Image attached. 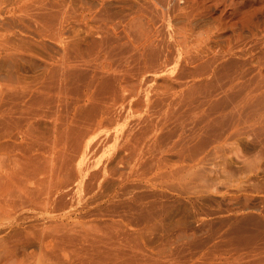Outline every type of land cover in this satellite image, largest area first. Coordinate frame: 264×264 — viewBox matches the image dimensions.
<instances>
[{
    "label": "rangeland",
    "instance_id": "obj_1",
    "mask_svg": "<svg viewBox=\"0 0 264 264\" xmlns=\"http://www.w3.org/2000/svg\"><path fill=\"white\" fill-rule=\"evenodd\" d=\"M0 264H264V0H0Z\"/></svg>",
    "mask_w": 264,
    "mask_h": 264
},
{
    "label": "bare ground",
    "instance_id": "obj_2",
    "mask_svg": "<svg viewBox=\"0 0 264 264\" xmlns=\"http://www.w3.org/2000/svg\"><path fill=\"white\" fill-rule=\"evenodd\" d=\"M165 1H166V0H165ZM167 1H168V0H167ZM261 1H262V0H261ZM243 2H244V1H243ZM174 4H175V3H174ZM177 4H179V3H177ZM183 4H184V2H183ZM186 4H187V3H186ZM187 5H188V4H187ZM92 6H93V5H92ZM167 6H168V5H167ZM167 6H166V7H167ZM170 6H171V5H170ZM170 6H169V7H170ZM184 6H185V5H184ZM83 7H84V6H83ZM93 7H94V6H93ZM179 7H181V6H179ZM99 8H100V7H99ZM99 8H98V9H99ZM174 8H176V7H174ZM174 8L171 7L170 10H172V9L175 10ZM134 9H135V8H134ZM166 9H167V8H166ZM185 9H186V8H185ZM164 10H165V7H164ZM164 10H163V12H166V11H164ZM179 10H180V9H179ZM179 10H178V12H179ZM91 11L94 12L95 10H91ZM91 11L89 10V13H90ZM96 11H97V10H96ZM142 11H143V10L141 9V7H138V8H137V10L135 11V12H136V15H135L136 18H137L138 16H140V15L143 13ZM188 11H189V10H188ZM84 12H85V11H84ZM99 12H100V11H99ZM132 12H133V11H132ZM168 12H169V11H168ZM171 12H172V11H171ZM178 12H177V13H178ZM181 12H182L183 14H185V13H184L185 11H184V12L181 11ZM190 12H191V11L187 12V15H188V13H190ZM81 13H82V12H81ZM81 13H80V14H81ZM89 13H88V14H89ZM94 13H95V12H94ZM94 13H93V14H94ZM96 13H97V12H96ZM91 14H92V12H91ZM93 14H92V17H93ZM152 14H153V13H152ZM169 14H170V13H169ZM175 14H176V13H175ZM175 14H174V16H175ZM179 14H180V13H179ZM97 15H98V14H97ZM153 15H154V14H153ZM153 15H152V16H153ZM163 15H164V14H163ZM177 15H178V14H177ZM187 15L185 16L186 19H187V24H186L185 20H184V24H183V25H186L187 27H186V26H183V25L179 26L180 24L178 25L179 28H178V27H177V28L175 27L176 29H178V30H177L178 35L174 37V38H175L174 40H175L176 44L179 45V48H181L182 50L185 49V48H186L187 50H188V49H189V50L191 49V48L189 47V46H190L189 43H190L191 41L189 42V39H188V38H190V35H192V34L194 35V34H197V33H198L199 36H200V34L202 35V33H204V31H202L203 29H202V30H198L197 28H195V26L193 27L190 23H188L189 20H188V18H187V17H188ZM82 16H84V18H85V17H86V14H85V15L82 14ZM82 16H81V17H82ZM87 16H89V15H87ZM90 16H91V15H90ZM94 16H96V15H94ZM166 16H167V15H166ZM166 16H165V17H166ZM170 16H171V15H170ZM179 16H180V15H179ZM179 16H178V17H179ZM97 17H99V16H97ZM183 17H184V16H183ZM183 17H181V18H183ZM190 17H191V16H190ZM190 17H189V18H190ZM196 17H197V16H196ZM90 18H91V17H89L88 19H90ZM95 18H96V17H95ZM136 18H135V17H132V19L129 20V21H130V24H131V22H133L132 24L135 23V24L138 25V26H136V25H135V26H136V27H139V28H136V27L134 26L135 28L133 29V31H134L135 29H137L136 31H142V29H141L142 27L140 26V23H141V22L138 23ZM176 18H177V17H176ZM181 18H180V19H181ZM194 18H195V16H194ZM194 18H193V19H194ZM105 19L108 20L109 18L106 17ZM139 19H140V18H139ZM151 19H153V17H152ZM154 19H155V18H154ZM154 19H153V21H156V20H154ZM168 19H169V18H168ZM177 19H178V18H177ZM184 19H185V18H184ZM218 19H219V18H218ZM93 20L95 21V19H93ZM147 20H148V24H150L151 22L149 21V18H148ZM171 20H172V19H171ZM181 20H182V19H181ZM63 21H64V20H63ZM82 21H83V20H82ZM90 21H91V19H90ZM90 21L88 20V22H90ZM109 21H110V20H109ZM109 21H107V22H109ZM112 21H113V20H112ZM161 21H162V20H161ZM168 21H169V20H168ZM174 21H175V20H174ZM176 21H177V20H176ZM75 22H76V21H75ZM78 22H80V21H78ZM101 22H102V20H101ZM101 22H100L99 24H102V25H103V23H101ZM115 22L118 23V21H115ZM179 22H180V21H179ZM181 22H182V21H181ZM190 22H191V21H190ZM192 22H193V21H192ZM196 22H197V21H196ZM220 22H221V21H220ZM59 23H60V21H59ZM90 23H91V22H90ZM92 23H93V21H92ZM92 23H91V24H92ZM105 23H106V22H105ZM105 23H104V24H105ZM112 23H113V22H112ZM117 23H116V24H117ZM127 23H129V22L127 21L125 24H127ZM146 23H147V22H146ZM171 23H172V21H171ZM173 23H174V22H173ZM221 23H222V22H221ZM63 24H64V23H63ZM67 24H68V23H67ZM69 24H70V23H69ZM76 24H77V23H76ZM79 24H80V23H79ZM81 24H82V23H81ZM99 24H98L97 26H99ZM113 24H114V23H113ZM116 24H115V26H116ZM132 24H131V25H132ZM148 24H147V25H148ZM156 24H157V23H156ZM156 24H155V25H156ZM181 24H182V23H181ZM192 24H193V23H192ZM195 24H196V23H195ZM202 24H203V23H202ZM209 24H210V23H209ZM212 24H213V23H212ZM95 25H96V24H95ZM102 25H100L101 27L99 26V27H100V30H101V28L103 27ZM109 25H110V24H109ZM127 25H128V24H127ZM151 25H152V26H151ZM151 25H150L149 27L153 28V25H154L153 22H152ZM169 25H171V24H169ZM175 25H176V24H175ZM80 26H82V25H80ZM107 26H108V25H107ZM129 26H130V25H129ZM156 26H157V25H156ZM171 26H172V25H171ZM176 26H177V25H176ZM199 26H200V25H199ZM201 26H202V25H201ZM217 26H218V25H217ZM61 27H62V26H61ZM68 27H69V26H68ZM99 27H98V28H99ZM111 27H112V26H111ZM124 27H126V26L124 25ZM132 27H133V25L131 26V28H129L130 31H129V29L126 30V32H127V33L125 32V34H127L126 36H130L129 34H130L131 31H132V30H131ZM154 27H155V26H154ZM213 27H214V26H213ZM56 28H57V27H56ZM58 28H59V27H58ZM77 28H78V27H76V29H77ZM79 28H80V27H79ZM94 28H95V27H94ZM94 28H92V29H94ZM103 28H104V27H103ZM116 28H117V27H116ZM126 28H128V27H126ZM193 28H195L196 30H194ZM199 28H200V27H199ZM202 28H203V27H202ZM214 28H215V27H214ZM59 29H60V28H59ZM140 29H141V30H140ZM200 29H201V28H200ZM204 29H205V28H204ZM82 30H83V29H82ZM86 30H87V29H86ZM88 30H90V29H88ZM107 30H108V29H107ZM111 30H112V29H111ZM111 30H110V31H111ZM116 30H117V29H116ZM119 30H120V28H119ZM153 30L155 31L156 29L153 28L152 31H153ZM211 30H212V29H211ZM211 30H210V31H211ZM56 31H57V30H56ZM58 31H59V30H58ZM58 31H57V32H58ZM74 31H77V30H74ZM74 31H73V32H74ZM79 31H80V30H79ZM79 31H78V32H79ZM95 31H96V30H95ZM105 31H106V30H105ZM108 31H109V30H108ZM113 31H114V30H113ZM128 31H129V34H128ZM133 31H132V32H133ZM154 31H153V32H154ZM210 31H209V32H210ZM212 31H214V30H212ZM212 31H211V32H212ZM62 32H64V31H62ZM86 32H87V31H86ZM93 32H94V31H92V33H93ZM97 32H98V31H97ZM116 32H117V31H116ZM118 32H119V31H118ZM118 32H117V33H118ZM123 32H124V31H123ZM134 32H135V31H134ZM159 32H160V30H159ZM167 32H168V31H167ZM175 32H176V31H175ZM200 32H201V33H200ZM209 32L207 31V32H205V33L208 34ZM74 33H75V32H74ZM76 33H77V32H76ZM136 33H139V32H135V34H136ZM162 33H163V31H162ZM168 33H169V32H168ZM205 33H204V35H205ZM218 33H219V32H218ZM58 34H59V32H58ZM58 34H56V35H58ZM60 34H61V31H60ZM60 34H59L58 36H61ZM86 34H87V33H86ZM96 34H97V33H96ZM96 34H95V35H96ZM109 34H110V33H109ZM118 34H119V33H118ZM118 34H117V35H118ZM123 34H124V33H123ZM141 34L143 35V33H141ZM153 34H155V33H152V32H151V29H150V33H146V34H145V36H146V35L148 36V37H145L147 42L141 40V42H139V43H140L141 45H143V46H140V45H138V46H139L140 48H141V47L144 48V46L147 45L146 43L149 44L150 41H151V44H153V41L155 40L154 37L157 36V35L155 34V36L152 37ZM163 34H165V33H163ZM163 34H162V36H163ZM169 34H170V33H169ZM176 34H177V33H175V35H176ZM209 34H210V33H209ZM212 34H213V33H212ZM72 35H73V34H72ZM87 35H89V34H87ZM87 35H86V36H87ZM98 35H99V34H98ZM100 35H102V32L100 33ZM103 35H104V34H103ZM107 35H108V34H107ZM111 35H112V34H111ZM113 35H114V34H113ZM165 35H166V34H165ZM68 36H69V35H68ZM105 36H106V35H105ZM109 36H110V35H109ZM120 36H121V35H120ZM133 36H134V35H133ZM136 36H138V34H136ZM139 36H140V33H139ZM139 36H138V37H139ZM159 36H160V35H159ZM172 36H173V35H172ZM194 36L196 37V35H194ZM208 36H209V35H206V37H208ZM217 36H218V35H217ZM72 37H73V36H72ZM106 37H107V36H106ZM111 37H112V36H111ZM113 37H115V36H113ZM200 37H201V36H200ZM203 37H204V36H203ZM203 37H202V38H203ZM209 37H210V36H209ZM218 37H219V36H218ZM56 38H58V37H56ZM59 38H60V37H59ZM62 38H63V37H62ZM70 38H71V37H70ZM93 38H94V36H93ZM102 38H103V37H102ZM126 38H127V37H125V40H126ZM139 38H144V36H143V37L140 36ZM145 38H144V40H145ZM162 38H163V37H162ZM191 38H192V37H191ZM196 38H197V37H196ZM84 39H85V38H84ZM95 39H96V37H95ZM95 39H93V41H94ZM98 39H99V38H98ZM105 39H106V38H105ZM110 39H112V38H110ZM110 39H109V40H110ZM119 39H120V38H119ZM136 39H137V38H136ZM169 39H170V38H169ZM56 40H57V39H56ZM60 40H61V38H60ZM72 40H73V38H72ZM91 40H92V39H91ZM96 40H97V39H96ZM100 40H101V39H100ZM102 40H104V39H102ZM113 40H114V39H113ZM122 40H123V39H122ZM137 40H138V39H137ZM139 40H140V39H139ZM165 40H166V39H165ZM172 40H173V39H172ZM172 40H171V41H172ZM191 40L193 41V39H191ZM196 40H197V39H196ZM204 40H205V38H204ZM67 41H68V40H67ZM69 41H70V39H69ZM69 41H68V42H69ZM76 41H77V40H76ZM126 41H127V40H126ZM135 41H136V40H135ZM200 41H201V40H200ZM208 41H209V40H208ZM60 42H61V41H60ZM68 42H67V43H68ZM74 42H75V41H74ZM95 42L97 43V42H99V41H95ZM113 42H114V41H113ZM122 42H124V41H122ZM122 42H121V43H122ZM130 42H131V41H130ZM156 42H158V41H156ZM163 42H165V41H163ZM194 42H195V41H194ZM210 42H211V40H210ZM62 43H63V42H62ZM96 43H95V44H96ZM121 43H120V45H121ZM126 43H129V42H126ZM134 43H135V42H134ZM136 43L139 44L137 41H136ZM166 43H167V42H166ZM195 43H197V42H195ZM205 43H206V42H205ZM75 44H76V43H75ZM86 44H87V43H86ZM89 44H91V42H90ZM93 44H94V43H93ZM106 44H108V43H106ZM109 44H110V43H109ZM116 44H117V43H116ZM116 44H115V45H116ZM123 44H124V43H123ZM123 44H122V45H123ZM172 44H173V46L176 45L174 42H173ZM172 44H171V45H172ZM198 44H199V43H198ZM200 44H201V43H200ZM210 44H211V43H210ZM221 44H222V43H221ZM71 45H72V44H71ZM96 45H97V47L99 48L98 44H96ZM101 45H102V44H101ZM101 45H100V46H101ZM115 45H114V46H115ZM133 45H134V44H133ZM168 45H169V44H168ZM207 45H208V44H207ZM67 46H68V45H67ZM69 46H70V45H69ZM75 46H76V45H75ZM78 46H79V45H78ZM89 46H90V45H89ZM102 46H103V45H102ZM105 46H106V45H105ZM125 46H126V45H125ZM138 46H136V47H138ZM198 46H199V45H198ZM209 46H210V45H209ZM76 47H77V46H76ZM76 47H75L74 49H76ZM79 47H80V46H79ZM97 47H95V48H97ZM116 47H117V46H115V48H116ZM146 47H147V46H146ZM150 47H151V46H150ZM166 47H167V46H166ZM174 47H176V46H174ZM194 47H195V46H194ZM65 48H66V47H65ZM86 48L88 49V47H86ZM93 48H94V47H93ZM95 48H94V49H95ZM167 48H168V47H167ZM72 49H73V48H72ZM77 49H79V48H77ZM91 49H92V48H91ZM103 49L106 50V48H104V47H103ZM107 49H108V47H107ZM119 49H120V47H119ZM123 49H124V48H123ZM131 49H132V46H131ZM137 49H138V48H137ZM157 49H158V48H157ZM163 49H164V48H163ZM163 49H162V50H163ZM171 49H172V46H171ZM186 49H185V50H186ZM196 49H197V48H196ZM202 49H203V48H202ZM64 50H66V49H64ZM67 50H68V49H67ZM88 50H89V49H88ZM88 50H87V51H88ZM109 50H110V48H109L108 50H106V51H107L106 54H104L103 52H102V53H103V54H102V53L100 52L99 55H98V54L96 53L97 56H95V57L89 55V56H91V58L94 57V61H95V62H93L92 65L95 66V67H97V68L100 67V68L104 69V71H105V70H110V69H111V71H112L114 68H116V67H112V66H113V65H112V62H111L112 58H111V60H109V58H110V57H108V51H109ZM121 50H122V49H121ZM132 50H133V49H132ZM132 50H130V51H132ZM139 50H142V49H139ZM177 50H178V48H177ZM197 50H198V49H197ZM204 50H206V49H204ZM204 50H203V51H204ZM75 51H76V50H75ZM80 51H81V50H80ZM92 51H93V50H92ZM94 51H95V50H94ZM102 51H104V50H102ZM113 51H114V50H112V52H113ZM115 51H116V50H115ZM124 51L126 52V50H124ZM128 51H129V50H128ZM128 51H127V52H128ZM137 51H138V50H137ZM158 51H159V50H158ZM160 51H161V50H160ZM170 51H171V50H170ZM175 51H176V50H175ZM179 51H180V50H179ZM192 51H193V50H192ZM63 52H64V51H63ZM66 52H67V51H66ZM66 52H65V53H66ZM82 52H84V51H82ZM88 52H89V51H88ZM96 52H98V51H96ZM110 52H111V50L109 51V53H110ZM118 52H119V51H118ZM118 52H117V54H118ZM120 52H121V51H120ZM145 52H146V50H145ZM148 52H149V51H148ZM155 52H156V51H155ZM162 52H163V51H162ZM172 52H173V51H172ZM195 52H197V51H195ZM65 53H64V56H65ZM67 53H68V52H67ZM85 53L87 54V52H85ZM133 53H134V52H133ZM137 53H138V52H137ZM164 53H165V52H164ZM185 53H186V52H185ZM190 53H191V50H190ZM70 54H71V53H70ZM88 54H90V53H88ZM92 54H93V52H92ZM96 54H95V55H96ZM111 54H113V53H110V55H111ZM120 54H123V52L120 53ZM140 54H141V53H140ZM146 54H147V53H146ZM166 54H167V53H166ZM169 54H170V53H169ZM187 54H188V53H187ZM193 54H194V53H193ZM196 54H197V53H196ZM61 55H63V54H61ZM66 55H67V54H66ZM110 55H109V56H110ZM124 55H125V54H123V55H121V56H124ZM142 55H143V54H142ZM161 55H162V54H161ZM172 55H173V53H172ZM76 56H77V55H76ZM84 56H85V55H84ZM89 56H88V58H89ZM111 56H113V55H111ZM114 56H115V55H114ZM128 56H129V55H128ZM130 56H131V55H130ZM159 56H160V55H159ZM169 56H170V55H169ZM176 56H177V55H176ZM78 57H79V56H78ZM78 57H77V58H78ZM86 57H87V56H86ZM149 57H150V56H149ZM167 57H168V56H167ZM188 57H189V55H188ZM59 58H60V57H59ZM65 58H68V56H67V57L65 56L64 59H63V57H61L60 60H58L57 58H56V59H57L58 61H61V60H64V61H65ZM116 58H117V57H116ZM123 58H124V57H123ZM142 58H143V57H142ZM144 58H145V57H144ZM164 58H165V56H164ZM168 58H169V57H168ZM70 59H71V58H69V60H70ZM81 59H82V57H81ZM86 59H87V58H86ZM92 59H93V58H92ZM113 59H115V58H113ZM121 59H122V58H121ZM127 59H128V58H127ZM132 59H133V58H132ZM165 59H166V58H165ZM165 59H164V60H165ZM170 59H172V58H170ZM174 59H175V57H174ZM176 59H177V58H176ZM90 60H91V59H89V61L87 60L88 63H90ZM124 60H126V59H124ZM167 60H168V59H167ZM178 60H179V59H178ZM183 60H184V59H183ZM76 61H77V60H76ZM91 61H93V60H91ZM121 61H122V60H121ZM126 61H127V60H126ZM145 61H146V60L144 59V62H145ZM162 61H163V60H162ZM176 61H177V60H176ZM190 61H191V60H190ZM56 62H57V61H56ZM66 62H67V61H66ZM68 62H69V61H68ZM117 62L119 63V61H117ZM133 62H134V61H133ZM135 62H136V61H135ZM138 62H139V61H138ZM57 63H58V62H57ZM59 63L61 64V62H59ZM70 63H71V60H70ZM86 63H87V62H86ZM88 63H87V64H88ZM139 63H141V62H139ZM142 63H143V62H142ZM163 63H164V62H163ZM60 64H59V65H60ZM82 64H84V63H82ZM127 64H128V63H127ZM59 65H58V66H59ZM64 65H65V63H64ZM64 65H63V66H64ZM122 65H124V64H122ZM148 65H149V64H148ZM66 66H67V65H65V67H66ZM129 66H130V65H129ZM59 67H60V66H59ZM67 67H68V66H67ZM91 67H92V66H91ZM146 67H147V66H146ZM60 68H61V67H60ZM137 68H138V67H137ZM117 69H118V68H117ZM117 69H116V70H117ZM119 69H120V68H119ZM114 70H115V69H114ZM146 70H147V69H146ZM68 71H69V70H68ZM95 71H96V70H95ZM111 71H107V72H111ZM117 71H118V70H117ZM119 71H120V70H119ZM121 71H122V68H121ZM112 72H113V71H112ZM56 73H57V72H56ZM95 73H96V72H95ZM115 73H116V72H115ZM108 74H109V73H108ZM118 74H119V73H118ZM109 75H110V74H109ZM59 76H60V75H59ZM95 76H96V75H95ZM114 76H115V75H114ZM115 77H116V76H115ZM104 78H106V77H104ZM60 79H61V78H60ZM90 80H91V79H90ZM104 80H105V79H104ZM60 81H61V80H60ZM109 81H110V80H109ZM123 82H124V81H123ZM120 84H122V83H120ZM99 85H100V84H99ZM99 87H100V86H99ZM58 89H59V87H58ZM58 92H59V91H58ZM97 92H98V91H96V93H97ZM92 94H93V93H92ZM86 96H87V95H86ZM93 96H94V95H93ZM93 102H94V101H93ZM113 104H114V103H113ZM114 112H115V111H114ZM103 113H104V112H103ZM105 114H106V113H105ZM105 114H104V115H105ZM111 114H112V113H111ZM109 115H110V114H109ZM113 115H114V113H113ZM96 116H97V115H96ZM102 117H103V116H102ZM114 117H115V116H114ZM101 119H102V118H101ZM92 120H93V119H92ZM96 120H97V119H96ZM114 120H115V119H114ZM101 121H102V120H101ZM99 122H100V121H99ZM103 122H104V121H103ZM104 123H105V122H104ZM97 125H98V124H97ZM99 125H100V124H99ZM101 125H102V124H101ZM101 125H100V126H101ZM107 125H108V124H107ZM100 126H97V128L100 127ZM97 128H96V129H97ZM100 128H101V127H100ZM102 128H103V127H102ZM102 131H103V130H102ZM102 131H101V132H102ZM105 131H106V130H105ZM103 133H104V132H103ZM126 136H127V135H126ZM119 137H120V135H119ZM100 139H101V138H100ZM121 140H122V139H120V141H121ZM125 140H126V139H125ZM130 140H131V139H130ZM99 141H100V140H99ZM127 141H128V139H127ZM105 142H106V141H105ZM123 142H125V141L123 140ZM125 143H126V142H125ZM93 144H94V143H93ZM123 144H124V143H123Z\"/></svg>",
    "mask_w": 264,
    "mask_h": 264
}]
</instances>
